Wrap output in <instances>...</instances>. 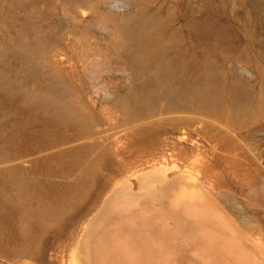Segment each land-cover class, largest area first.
Wrapping results in <instances>:
<instances>
[{
  "label": "rangeland",
  "instance_id": "374dc122",
  "mask_svg": "<svg viewBox=\"0 0 264 264\" xmlns=\"http://www.w3.org/2000/svg\"><path fill=\"white\" fill-rule=\"evenodd\" d=\"M160 168L264 230V0H0V264H94Z\"/></svg>",
  "mask_w": 264,
  "mask_h": 264
},
{
  "label": "bare ground",
  "instance_id": "6f19581e",
  "mask_svg": "<svg viewBox=\"0 0 264 264\" xmlns=\"http://www.w3.org/2000/svg\"><path fill=\"white\" fill-rule=\"evenodd\" d=\"M255 11L259 26L260 2ZM214 106L208 101L207 110ZM166 172L160 168L137 177L139 196L124 188L111 192L116 191L109 200L113 219L95 225L99 238L94 264H264V230L250 224L259 218L237 206L224 182L216 178L219 188L213 191L181 185L169 190ZM28 188L39 189L33 183Z\"/></svg>",
  "mask_w": 264,
  "mask_h": 264
}]
</instances>
